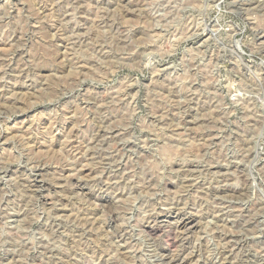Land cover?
Returning a JSON list of instances; mask_svg holds the SVG:
<instances>
[{
    "label": "rangeland",
    "instance_id": "1",
    "mask_svg": "<svg viewBox=\"0 0 264 264\" xmlns=\"http://www.w3.org/2000/svg\"><path fill=\"white\" fill-rule=\"evenodd\" d=\"M175 257L264 264V0H0V264Z\"/></svg>",
    "mask_w": 264,
    "mask_h": 264
},
{
    "label": "bare ground",
    "instance_id": "2",
    "mask_svg": "<svg viewBox=\"0 0 264 264\" xmlns=\"http://www.w3.org/2000/svg\"><path fill=\"white\" fill-rule=\"evenodd\" d=\"M259 3V2H258ZM252 12V11H251ZM238 52H239V55H240V57L241 58H243V56H244V54H245V52H244V50L241 48V47H238ZM238 54V53H237ZM153 224V223H152ZM159 224L160 223H157V222H154V224L153 225H150V226H147V229L152 233V232H156L159 228H160V226H159ZM188 223H185V226L187 225ZM182 225V224H181ZM164 226V225H163ZM167 226V225H166ZM176 227V226H175ZM188 227H190V226H188ZM187 227V228H188ZM186 228V229H187ZM191 228V227H190ZM174 229V228H173ZM144 232V231H143ZM179 233V232H178ZM181 233V232H180ZM189 236V235H188ZM187 236V237H188ZM181 237V236H180ZM181 240V239H180ZM183 240V239H182ZM181 240V241H182ZM182 243V242H181ZM168 244V243H167ZM166 244V245H167ZM170 244V243H169ZM181 245V244H180ZM178 246H179V244H178ZM186 247V246H185ZM177 249V248H176ZM181 249V248H180ZM198 250V249H197ZM190 252V251H189ZM51 255V254H50ZM179 255V254H178ZM176 258V257H175ZM173 259L171 262H173V263H175V264H180V260H178V258H176V259ZM180 258V257H179ZM185 258V257H184ZM170 259V258H169ZM179 262V263H178Z\"/></svg>",
    "mask_w": 264,
    "mask_h": 264
}]
</instances>
